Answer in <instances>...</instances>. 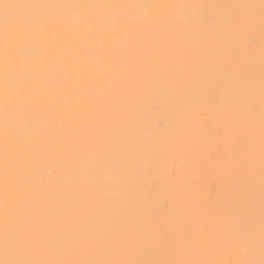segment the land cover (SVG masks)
Here are the masks:
<instances>
[{"label":"snow or ice","instance_id":"obj_1","mask_svg":"<svg viewBox=\"0 0 264 264\" xmlns=\"http://www.w3.org/2000/svg\"><path fill=\"white\" fill-rule=\"evenodd\" d=\"M161 84L175 132L122 136ZM0 264H264V0H0Z\"/></svg>","mask_w":264,"mask_h":264},{"label":"bare ground","instance_id":"obj_2","mask_svg":"<svg viewBox=\"0 0 264 264\" xmlns=\"http://www.w3.org/2000/svg\"><path fill=\"white\" fill-rule=\"evenodd\" d=\"M123 2H135V0H123ZM152 2L169 4H221L248 2V0H152ZM258 2V0H256ZM201 41L195 37H171L160 38L159 46L182 51L185 48H195ZM154 46H156L154 44ZM211 86V85H210ZM87 108V105H81ZM177 122V105L168 95L163 84L156 89L148 101L139 106L135 115L134 124H124L120 129L122 136L129 135L142 137L145 142L156 138H167L173 134ZM163 123V126H161ZM186 174L190 179V195L192 199L201 204L219 202L223 197L224 185L220 180V170L210 164L201 163L197 158L186 166ZM182 201L178 200L175 214H179ZM223 259H235V256H223Z\"/></svg>","mask_w":264,"mask_h":264}]
</instances>
